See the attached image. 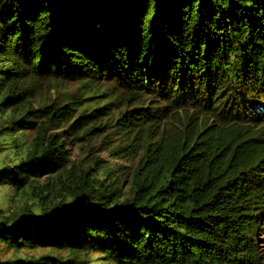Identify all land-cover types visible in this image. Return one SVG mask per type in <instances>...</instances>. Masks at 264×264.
<instances>
[{"label": "trees", "instance_id": "trees-1", "mask_svg": "<svg viewBox=\"0 0 264 264\" xmlns=\"http://www.w3.org/2000/svg\"><path fill=\"white\" fill-rule=\"evenodd\" d=\"M0 189V264H264V0H0Z\"/></svg>", "mask_w": 264, "mask_h": 264}, {"label": "rangeland", "instance_id": "rangeland-1", "mask_svg": "<svg viewBox=\"0 0 264 264\" xmlns=\"http://www.w3.org/2000/svg\"><path fill=\"white\" fill-rule=\"evenodd\" d=\"M58 88L68 91L72 88L76 87L77 82L67 81V82H58ZM120 136V132L115 133L114 131H106L105 129L100 132H96L95 136L90 137L91 139H85L80 142H76L78 144H72V141L68 144V148L71 153H73L74 158H78L79 156H86L85 158L90 160L92 156H97L103 158L105 161H109L107 156L106 148L109 147L116 137ZM89 146H93L92 155H87L86 150ZM83 151H85L83 153ZM82 153V154H81ZM73 158V157H72ZM6 191L0 189V199L3 197ZM262 241H264V236H262ZM264 245V244H263Z\"/></svg>", "mask_w": 264, "mask_h": 264}]
</instances>
